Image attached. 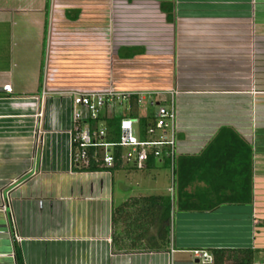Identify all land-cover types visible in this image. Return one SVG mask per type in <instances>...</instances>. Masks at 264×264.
I'll use <instances>...</instances> for the list:
<instances>
[{
	"label": "crops",
	"instance_id": "0c3cea01",
	"mask_svg": "<svg viewBox=\"0 0 264 264\" xmlns=\"http://www.w3.org/2000/svg\"><path fill=\"white\" fill-rule=\"evenodd\" d=\"M161 2L171 5V22L160 12ZM45 4L0 0V264H15V250L22 264H199L189 252L211 249L255 250L253 264H264V0H157L144 10L150 14H141L152 30L135 25L140 15L132 13L130 27L114 32L113 90H176L172 162L153 159L134 183L127 176L136 170L124 163L111 172L70 170L69 96L49 88L42 96L38 85L44 24L59 15L76 22L80 10L62 9L55 18ZM64 10H78L77 19L66 20ZM106 31L94 35L98 52L109 59ZM57 75L53 88L62 83ZM5 84L11 94L1 91ZM166 100L162 94L143 101L147 123ZM229 149L238 158L249 152L248 202L219 201L246 194L232 187L244 175L235 172L230 180L224 172ZM148 196L169 200L171 253L111 243L112 209ZM237 228L243 242L235 241ZM224 235L229 242L221 244Z\"/></svg>",
	"mask_w": 264,
	"mask_h": 264
},
{
	"label": "rangeland",
	"instance_id": "374dc122",
	"mask_svg": "<svg viewBox=\"0 0 264 264\" xmlns=\"http://www.w3.org/2000/svg\"><path fill=\"white\" fill-rule=\"evenodd\" d=\"M157 0H48L50 16L60 14L62 9L77 7L80 10L79 19L76 22L68 23L59 15L56 20H51L47 24V34L45 50L43 54L42 76L47 78V88L52 92H64L81 90V89H113V59H110L112 48L116 42L112 39L114 32L123 29L125 25L131 24L130 16L132 13L139 14L135 17V25L146 31L154 28L153 23L146 22V17L141 14H150L144 10L151 9L155 6ZM257 1V0H255ZM149 7V8H148ZM256 13V12H255ZM259 13L254 16V25L259 20ZM142 16V17H141ZM140 17V18H139ZM120 20V22H118ZM130 27V26H129ZM108 30L109 40V59L100 51V40L96 39L101 30ZM117 39V38H116ZM255 57V54L253 55ZM255 59V58H254ZM178 62V61H177ZM176 62V64H177ZM175 64L176 76H181L183 71L178 69ZM116 66V65H115ZM57 73L62 76V83L54 88L50 86L54 80L58 79ZM56 75V76H55ZM104 76H107L104 77ZM176 80V79H175ZM77 85L76 87L73 84ZM103 82V83H101ZM110 82V84H109ZM51 83V84H50ZM175 86V84H174ZM154 101L153 99H151ZM160 100V99H159ZM122 102L121 105H123ZM146 103L138 105L137 114L139 117H145L149 111H146ZM148 109V108H147ZM140 171L130 173L127 178L128 182L134 183L135 179L140 176ZM119 173L114 174L115 178ZM119 176H121L119 174ZM167 176V172H166ZM169 177V172H168ZM169 178L167 180L169 184ZM237 226L242 224L240 220L235 221ZM262 225V224H261ZM237 228L235 241H244L242 232ZM221 244L229 242V237L218 238ZM226 250V249H225ZM264 257V254L261 255ZM254 261H258V253H254ZM193 264V263H191Z\"/></svg>",
	"mask_w": 264,
	"mask_h": 264
},
{
	"label": "trees",
	"instance_id": "16d2710c",
	"mask_svg": "<svg viewBox=\"0 0 264 264\" xmlns=\"http://www.w3.org/2000/svg\"><path fill=\"white\" fill-rule=\"evenodd\" d=\"M46 11L48 9V0H45ZM159 10L164 14L166 22L172 21L171 16V5L161 2L159 4ZM78 10H64L63 16L68 21H75L78 17ZM47 30L46 23L44 24V31ZM119 55V54H118ZM43 56V53H42ZM121 57V55H119ZM43 61H40V73H39V85H41V72H42ZM122 103L115 105L113 113L102 114L98 118L97 122H100L101 127L104 130V135L101 138L103 143L113 144L114 146L109 149L112 155V164L109 168H105L102 165L101 156L102 152L98 149H89L87 152L88 159L85 165L74 164L70 161V170L72 173H91V172H102V171H115L117 170L122 161L120 159L121 149L116 146L119 139V124L124 119H136L138 121V139L144 140L145 128L147 126V119L144 117H138L136 98L131 97L127 99L123 105ZM90 126H94V123H90ZM231 148V146H229ZM229 152H225L226 159L229 160L228 166H225V173L235 176V172L242 177V183L233 184L232 187L236 189L237 186L245 192L244 197L237 196L222 197L221 202L228 203H241L248 202L249 197V165L250 155L248 151H244L240 158L229 149ZM236 155V157H235ZM238 163H234L237 161ZM240 159V160H239ZM153 158L148 156L144 166L151 163ZM166 158V162L168 163ZM241 167L235 168L236 165ZM228 178V177H227ZM235 181V177H234ZM222 191H224L222 189ZM233 195V193H231ZM182 209H192L188 205H180ZM112 225V236L111 243L115 246V243L119 244V247L127 248L135 251H163L169 252L171 249L170 241V215H169V200L167 197L161 196H148V197H132L115 207L111 211L110 217ZM151 231H153V236ZM151 241V242H150ZM211 257V264H253V257L255 250L242 249V250H228V249H211L208 251ZM15 264H22L20 254L17 250L14 251Z\"/></svg>",
	"mask_w": 264,
	"mask_h": 264
},
{
	"label": "built area",
	"instance_id": "2783aa9c",
	"mask_svg": "<svg viewBox=\"0 0 264 264\" xmlns=\"http://www.w3.org/2000/svg\"><path fill=\"white\" fill-rule=\"evenodd\" d=\"M46 81V76H43L40 85L42 96L48 92ZM1 91L6 94L12 93L9 84L1 86ZM55 93L68 94L69 96V128L67 134L70 161L72 160L74 164L85 165L89 149H98L102 152L101 161L105 168H109L112 164V155L109 149L114 145L101 141L104 130L100 122H97L100 115L104 114L107 109H112L116 104L125 102L130 97H135L136 103L141 105L150 96L164 94L167 98L166 105L155 107L151 122L145 128L144 140L138 139V121L136 119H124L119 124V139L116 146L121 149L120 159L122 163L131 166L136 171H141L144 168L148 156L153 159L165 157L171 164L175 140L173 96L176 94V90L174 87L153 93L119 92L104 88ZM90 123H94V126H90ZM2 211L5 213V205H2ZM8 218L12 222V216L9 213ZM15 240L19 241L16 237ZM189 255L192 260H196L199 264H211V257L206 252L192 250Z\"/></svg>",
	"mask_w": 264,
	"mask_h": 264
}]
</instances>
